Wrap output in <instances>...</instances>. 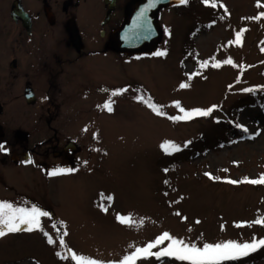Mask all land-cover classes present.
<instances>
[{
  "label": "rangeland",
  "instance_id": "1",
  "mask_svg": "<svg viewBox=\"0 0 264 264\" xmlns=\"http://www.w3.org/2000/svg\"><path fill=\"white\" fill-rule=\"evenodd\" d=\"M261 12L264 0H188L159 14L163 33L154 53L83 59L59 75L50 92L56 125L61 141L76 140L80 152L71 156L72 172L44 176L33 170L30 180L8 174L14 186L7 184L0 201L34 204L48 215L40 218V229L0 237V264H79L74 254L117 264L164 232L198 247L264 239V224L255 223L264 219V184L243 182L264 174V119L253 127L244 117L264 111ZM242 30L241 43H234ZM229 58L233 63H224ZM217 62L221 66L213 67ZM253 92L260 102L242 107L240 99ZM20 95L8 87L3 117L35 133L47 109L22 107ZM109 101L111 112L103 107ZM177 101L186 111H212L173 120L183 115ZM223 136L229 140L218 147L201 145L204 137ZM166 142L178 150L166 151ZM136 264L186 262L153 255ZM247 264H264V257Z\"/></svg>",
  "mask_w": 264,
  "mask_h": 264
},
{
  "label": "flooded vegetation",
  "instance_id": "2",
  "mask_svg": "<svg viewBox=\"0 0 264 264\" xmlns=\"http://www.w3.org/2000/svg\"><path fill=\"white\" fill-rule=\"evenodd\" d=\"M132 1L0 0V147L3 149L0 150V200L7 184L14 186L8 174L30 180L33 170L51 176L49 173L57 168L71 167V156L78 154L80 148L71 138L61 141L50 92L62 80L56 78L80 60L131 57L111 47L110 35L120 25ZM186 4L160 8L158 22L162 11ZM14 7L24 11L22 16L20 11L12 15ZM8 87L20 92L22 107L25 102L28 106L47 109L46 117L37 118L39 129L35 133L27 124L15 127L4 119L3 94ZM41 91L45 92L44 97ZM29 93L31 103L25 97ZM49 156L63 159L66 164L55 166L54 160H48ZM15 169L18 172L11 175Z\"/></svg>",
  "mask_w": 264,
  "mask_h": 264
},
{
  "label": "snow or ice",
  "instance_id": "3",
  "mask_svg": "<svg viewBox=\"0 0 264 264\" xmlns=\"http://www.w3.org/2000/svg\"><path fill=\"white\" fill-rule=\"evenodd\" d=\"M188 0H180L181 4H186ZM207 2V0H205ZM150 7L152 5H149ZM145 10H142L138 16V21L141 17H145ZM264 17V12H261L256 19ZM242 32L236 34V40L234 43L240 44ZM164 52H157L156 55L162 56ZM224 63L232 64L233 61L231 58L224 61ZM207 62H204L201 67H206ZM213 67H220V63L217 62L212 65ZM189 85L187 83H182L181 88H187ZM244 91H252V89H244ZM177 108L180 109V112L183 115L170 117L173 120H190L194 116H208L212 108L207 110H202L199 108L186 111L184 108L180 107L179 101L175 102ZM152 108L158 115H163L164 113L160 110L159 107L153 104L148 105ZM109 112H111L112 106L111 102H106L103 105ZM215 107V106H213ZM169 146L172 147V150H178L174 145H171V142H166L163 147L167 151ZM0 150H3L0 147ZM30 162V161H29ZM74 169L71 168H57L56 170L49 173L50 175H59L62 173L72 172ZM206 175H210L206 173ZM219 179V177H216ZM229 183L236 184L241 181L229 180ZM243 182H248L252 184H264V174L261 175L259 179L245 178ZM110 199V198H109ZM107 210V209H105ZM48 213L41 211L38 207H16L13 203L8 201H0V237H4L8 233H16L20 231L31 232L35 229L41 228L42 216H47ZM118 219L121 223L130 224L132 220L126 216H119ZM257 224H264V219H257L255 221ZM26 226V227H22ZM47 235V234H45ZM164 241H170L167 247L161 248L157 252H153L152 249L160 246ZM48 242L51 244L53 240L51 237L48 238ZM63 244V238L60 240ZM264 246V239H253L251 242H237L233 240L217 242V243H204L202 247H198L196 244L185 243L183 240L172 237L168 232H164L161 236L157 237L154 242L147 243L144 247H138L130 255H126L122 260L117 262V264H136V260L141 257L148 256H157V257H172L181 262H186V264H222V262L237 260L240 257L249 255V253L256 251L258 248ZM74 260L78 261L79 264H100L99 261L93 260L91 258L86 259L83 256L73 255Z\"/></svg>",
  "mask_w": 264,
  "mask_h": 264
},
{
  "label": "water",
  "instance_id": "4",
  "mask_svg": "<svg viewBox=\"0 0 264 264\" xmlns=\"http://www.w3.org/2000/svg\"><path fill=\"white\" fill-rule=\"evenodd\" d=\"M177 4H181L180 0H133L127 6L120 25L111 32V47L129 56L154 53L163 33L158 22V10ZM145 9V17H141L138 21L139 14ZM19 11L14 7L12 15H18ZM22 12L24 11L21 9L20 16ZM25 97L28 103L33 102L30 93L25 94Z\"/></svg>",
  "mask_w": 264,
  "mask_h": 264
},
{
  "label": "trees",
  "instance_id": "5",
  "mask_svg": "<svg viewBox=\"0 0 264 264\" xmlns=\"http://www.w3.org/2000/svg\"><path fill=\"white\" fill-rule=\"evenodd\" d=\"M240 101L241 102L243 101L242 102V107L245 106V105H250V104L254 105V104H257V103L260 102L259 98L256 96L255 92H253L249 97L241 98ZM228 123L233 125V123H230V122H228ZM225 131H226V129H225ZM223 137H220V138L216 137V139L213 140V141H210L206 137H204L202 139L201 145H202V147H205V146H207L209 144H212L214 147H218L217 143H223V142L227 143L228 142V140H229L228 137L227 136H223ZM263 257H264V246L258 248L254 252L249 253V255H247V256L240 257L238 259V261H240L241 264H247L249 261L260 260Z\"/></svg>",
  "mask_w": 264,
  "mask_h": 264
},
{
  "label": "bare ground",
  "instance_id": "6",
  "mask_svg": "<svg viewBox=\"0 0 264 264\" xmlns=\"http://www.w3.org/2000/svg\"><path fill=\"white\" fill-rule=\"evenodd\" d=\"M244 117L249 125L256 127L264 119V111H260L258 113L256 112L254 114H248Z\"/></svg>",
  "mask_w": 264,
  "mask_h": 264
}]
</instances>
